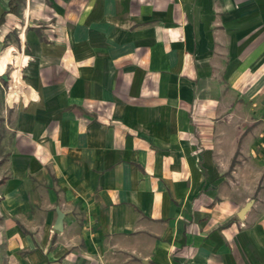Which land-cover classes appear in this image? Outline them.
<instances>
[{
    "label": "crops",
    "instance_id": "0c3cea01",
    "mask_svg": "<svg viewBox=\"0 0 264 264\" xmlns=\"http://www.w3.org/2000/svg\"><path fill=\"white\" fill-rule=\"evenodd\" d=\"M0 94V264H264V0H0Z\"/></svg>",
    "mask_w": 264,
    "mask_h": 264
},
{
    "label": "water",
    "instance_id": "95a60500",
    "mask_svg": "<svg viewBox=\"0 0 264 264\" xmlns=\"http://www.w3.org/2000/svg\"><path fill=\"white\" fill-rule=\"evenodd\" d=\"M250 205H251V202L249 201L248 203H246V205H245L243 208L240 209V211L238 212V217H239L240 219L243 218V214H244L245 211L250 207ZM60 224H61V219H60V215H59V218H58V220H57V223H56V225L54 226V229L59 230V229L61 228Z\"/></svg>",
    "mask_w": 264,
    "mask_h": 264
},
{
    "label": "rangeland",
    "instance_id": "374dc122",
    "mask_svg": "<svg viewBox=\"0 0 264 264\" xmlns=\"http://www.w3.org/2000/svg\"><path fill=\"white\" fill-rule=\"evenodd\" d=\"M4 88H6V87L5 86L3 87L2 91H1L2 93H3ZM1 96H2V94H0V97ZM6 98H7L6 99L7 100V102H6L7 103V107H8L9 110H11L12 109V106L14 104L13 96L11 94H9V92H7ZM1 133H2V128H0V135H1Z\"/></svg>",
    "mask_w": 264,
    "mask_h": 264
},
{
    "label": "trees",
    "instance_id": "16d2710c",
    "mask_svg": "<svg viewBox=\"0 0 264 264\" xmlns=\"http://www.w3.org/2000/svg\"><path fill=\"white\" fill-rule=\"evenodd\" d=\"M10 1V4L13 2V0H9ZM15 83H17V81H14Z\"/></svg>",
    "mask_w": 264,
    "mask_h": 264
}]
</instances>
